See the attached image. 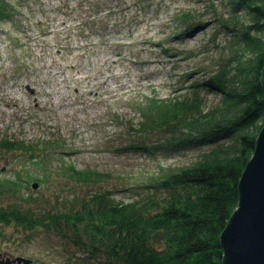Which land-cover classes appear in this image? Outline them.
I'll return each mask as SVG.
<instances>
[{"label": "rangeland", "instance_id": "rangeland-1", "mask_svg": "<svg viewBox=\"0 0 264 264\" xmlns=\"http://www.w3.org/2000/svg\"><path fill=\"white\" fill-rule=\"evenodd\" d=\"M145 1L139 8L131 0H7L10 17L0 19V139L35 149L0 145V179L18 176L19 183L13 192L0 190V207H16L50 223L32 231L0 224L2 258L105 264L100 252L87 258L74 246L71 231L58 233L65 221L56 226L51 217L100 191L123 202L142 200L162 168L190 165L212 146L168 145L165 130L140 128L143 118L132 100L189 92L192 81L202 80L228 56L229 32L202 6L204 1ZM211 1L218 11L229 8L226 0ZM119 3L127 4L123 12L116 9ZM179 9H193L197 18L179 24L174 19ZM109 10L102 26L88 23ZM122 14L137 20L114 26ZM200 20L206 22L184 31ZM200 96L208 106L218 99L209 89ZM62 160L85 169L90 179L74 180L63 172ZM26 173L42 178L35 180L40 181L36 188L33 179H23Z\"/></svg>", "mask_w": 264, "mask_h": 264}, {"label": "trees", "instance_id": "trees-1", "mask_svg": "<svg viewBox=\"0 0 264 264\" xmlns=\"http://www.w3.org/2000/svg\"><path fill=\"white\" fill-rule=\"evenodd\" d=\"M198 1H204L202 6L229 32L228 56L220 59L202 80L192 81L189 92L168 99L133 98L132 102L143 118L140 128L165 130L168 136L164 142L168 145L212 146L190 165L175 170L162 168L163 172L150 182L152 192L142 200L123 202L100 191L81 198L75 209L51 217V224L56 226L65 221L64 229L58 233L71 231V243L81 248L87 258L98 257L100 252L105 264H223L220 235L237 207L238 182L264 124V0H226L227 11H218L211 0ZM6 2L0 0V19L10 17L11 5ZM130 3H139V8L147 5L145 0ZM126 5L119 3L116 9L123 12ZM101 6L102 2L97 5ZM192 11L195 10L179 9L174 19L181 24L188 18H197ZM109 12L95 15L88 23L102 26ZM125 17L116 18L113 25L137 20ZM205 22L197 21L184 31ZM172 34H177L176 29ZM202 89L217 93V101L208 106L200 96ZM56 144L59 146L57 141ZM0 145L31 152L35 149L6 138L0 139ZM31 163L36 165L38 161L31 158ZM64 164L63 172L74 180L90 179L85 169L62 160ZM16 177L0 179V190H16ZM27 178L42 181L30 173L23 177ZM3 223L32 231L36 226H48L50 219L45 222L16 207H0V224Z\"/></svg>", "mask_w": 264, "mask_h": 264}, {"label": "water", "instance_id": "water-1", "mask_svg": "<svg viewBox=\"0 0 264 264\" xmlns=\"http://www.w3.org/2000/svg\"><path fill=\"white\" fill-rule=\"evenodd\" d=\"M264 90V67L262 70ZM34 188L37 182L32 184ZM238 203L220 235L223 264H264V124L238 182ZM23 256L0 258V264H30Z\"/></svg>", "mask_w": 264, "mask_h": 264}, {"label": "bare ground", "instance_id": "bare-ground-1", "mask_svg": "<svg viewBox=\"0 0 264 264\" xmlns=\"http://www.w3.org/2000/svg\"><path fill=\"white\" fill-rule=\"evenodd\" d=\"M8 103H15L14 101H7ZM37 105H38V102H37Z\"/></svg>", "mask_w": 264, "mask_h": 264}]
</instances>
